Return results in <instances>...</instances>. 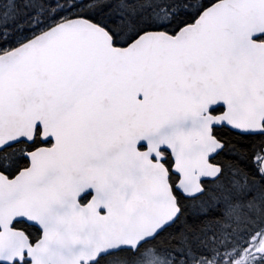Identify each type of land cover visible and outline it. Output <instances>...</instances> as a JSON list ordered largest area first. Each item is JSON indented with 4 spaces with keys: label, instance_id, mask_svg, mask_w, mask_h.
<instances>
[{
    "label": "snow or ice",
    "instance_id": "snow-or-ice-1",
    "mask_svg": "<svg viewBox=\"0 0 264 264\" xmlns=\"http://www.w3.org/2000/svg\"><path fill=\"white\" fill-rule=\"evenodd\" d=\"M0 264H264V0H0Z\"/></svg>",
    "mask_w": 264,
    "mask_h": 264
}]
</instances>
